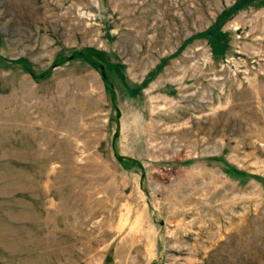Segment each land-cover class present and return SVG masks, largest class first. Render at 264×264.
Returning a JSON list of instances; mask_svg holds the SVG:
<instances>
[{
	"label": "rangeland",
	"instance_id": "374dc122",
	"mask_svg": "<svg viewBox=\"0 0 264 264\" xmlns=\"http://www.w3.org/2000/svg\"><path fill=\"white\" fill-rule=\"evenodd\" d=\"M0 264H264V0H0Z\"/></svg>",
	"mask_w": 264,
	"mask_h": 264
}]
</instances>
